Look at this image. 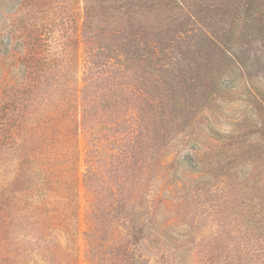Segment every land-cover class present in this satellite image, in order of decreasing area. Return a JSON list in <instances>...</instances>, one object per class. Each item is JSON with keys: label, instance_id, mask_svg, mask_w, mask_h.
<instances>
[{"label": "rangeland", "instance_id": "obj_1", "mask_svg": "<svg viewBox=\"0 0 264 264\" xmlns=\"http://www.w3.org/2000/svg\"><path fill=\"white\" fill-rule=\"evenodd\" d=\"M263 107L264 0H0V264L91 261L88 167L97 264H143L107 246L139 191L200 264L210 191L264 149Z\"/></svg>", "mask_w": 264, "mask_h": 264}, {"label": "trees", "instance_id": "obj_2", "mask_svg": "<svg viewBox=\"0 0 264 264\" xmlns=\"http://www.w3.org/2000/svg\"><path fill=\"white\" fill-rule=\"evenodd\" d=\"M87 10L88 8H86V16ZM85 93L86 90H84ZM77 96L78 94H76ZM83 102L87 104L85 97H82ZM261 109L260 117H263L264 107ZM85 112L86 109L83 113ZM249 164L251 166L244 167L238 177L227 176L222 186L219 187L217 184L216 188H221L218 192L210 191L215 199H220V201L212 202V209L208 213L217 222V229L198 243V247L201 246V251L198 252L200 264H264V149H259L256 158L251 156ZM94 170L93 167H88L85 175L87 188L92 193L90 201L92 207L88 211L90 221L85 231L89 243L87 255L91 259L88 264H97L99 260H103L100 257L96 258L95 255L100 242L95 217L98 196L96 188L90 183ZM198 170L203 171L200 167ZM207 184L209 185L210 182ZM142 193L143 191H139L136 197L127 200V204L131 207L130 211L133 212L132 216L126 217V221L123 222L125 228L114 232L117 234L107 243V246L122 248L129 254L128 260L133 263H140L144 259L143 256H145L143 264L179 263V261L174 260L173 256L181 251L175 247H169L166 242L164 243L168 247L161 245L163 242H161L160 236H164L165 239L167 237L162 234L155 219L157 215L156 204L158 206L161 202L162 205L169 208L170 202L160 201L159 197L148 199ZM191 195L193 197L196 194L191 193ZM193 198L195 202L200 201L198 193ZM143 201L146 202L147 208L145 210L147 211L144 210V216H141L142 212L138 209L142 208ZM189 202L192 204L190 200ZM174 204L177 208L183 205L179 200L175 201ZM185 215L188 217V213ZM174 218L177 220V217ZM175 219L168 220L161 225V228L165 229ZM131 246L134 248L131 249ZM145 250L153 251L154 254L158 255V259L154 262L152 259L150 260Z\"/></svg>", "mask_w": 264, "mask_h": 264}]
</instances>
